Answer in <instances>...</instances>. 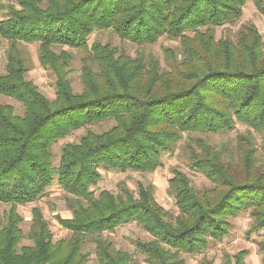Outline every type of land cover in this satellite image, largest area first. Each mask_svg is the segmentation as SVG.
Wrapping results in <instances>:
<instances>
[{
	"label": "trees",
	"instance_id": "trees-1",
	"mask_svg": "<svg viewBox=\"0 0 264 264\" xmlns=\"http://www.w3.org/2000/svg\"><path fill=\"white\" fill-rule=\"evenodd\" d=\"M247 0H17L5 5L0 41H7L0 94L21 102L24 113L0 101V264H135L105 234L136 222L151 236L136 246L147 264H186L230 235L232 218L249 212L248 234L264 230V38L254 23L234 37L216 29L235 24ZM264 16V0H255ZM110 29L139 46L162 37L176 41L153 53L131 56L94 41ZM22 42L38 43L39 62L55 77L49 98L27 78ZM83 50L82 90L69 74L73 53ZM60 48V49H59ZM112 123L97 131L93 125ZM240 132L234 147L215 145L199 133ZM85 129L78 141L53 145ZM262 134L260 148L255 135ZM186 136L190 167L211 186L196 187L173 168L168 193L178 213L159 204L155 187L125 182L118 191L96 192L100 169L153 172L162 155ZM260 149L263 153L260 154ZM57 181L66 192L71 217L57 216L71 235L54 240L39 206L32 208L26 234L19 205L36 202ZM24 238L31 243L24 244ZM92 245L91 249L87 246ZM264 264V240L258 242ZM246 250L224 264H246ZM204 264H212L206 261Z\"/></svg>",
	"mask_w": 264,
	"mask_h": 264
},
{
	"label": "rangeland",
	"instance_id": "rangeland-1",
	"mask_svg": "<svg viewBox=\"0 0 264 264\" xmlns=\"http://www.w3.org/2000/svg\"><path fill=\"white\" fill-rule=\"evenodd\" d=\"M17 0H0V19L4 15L5 5L8 3H16ZM248 23H254L264 38V16L258 10L255 0H247L243 8V15L235 24H227L225 26L217 27V38L231 36L234 37L237 31ZM94 41H101L103 43H110L117 47L120 51L125 52L131 56H137L140 52L148 56L150 53L155 54L163 61V49L166 46H176V41H171L162 37L156 44L139 46L128 40L122 39L117 33L110 29L96 30L89 37V43ZM29 70L27 78L35 82L41 92L49 98L55 97V82L56 77L54 73L43 67L39 62V44L22 42L20 45ZM73 53V60L70 65V80L75 92L82 90L81 83V67L83 64L82 58L85 56L83 50L65 46ZM7 41H0V73L5 72V65L7 62ZM60 49V48H59ZM0 101L2 103L11 104L14 106L16 113L23 114L24 107L21 102L16 99L1 95ZM110 122H103L101 124L93 125L92 128L97 131H102L111 126ZM248 127L243 124H237L236 129L229 132L220 133H199V135L207 139L210 143L215 145H227L229 148L234 147L237 141V136L240 132L246 131ZM85 129H79L73 132L66 138L58 140L53 145L54 164L58 165L61 147L63 144L71 141H78L80 136L85 133ZM257 140L261 142L262 134L256 133ZM186 136L179 141L178 145L173 151L165 152L162 155L163 164L153 172H139V171H116L100 169L102 172V180L96 188V192L103 189L118 191V184L125 182L131 190L137 192L139 182L146 185H153L155 187V198L159 204L170 210L172 213L177 214L178 209L175 204L174 197L168 193L169 179L173 176V168H178L190 177L192 183L198 187L211 186L209 179L202 173L193 170L189 165V160L186 157ZM260 154L263 150L260 149ZM67 194L60 187L59 183L55 180L54 183L47 189L45 195L34 203L19 205L18 211L23 215L24 221L22 228L27 234L31 225L32 208L39 206L45 218L49 222L50 229L53 232L54 240L69 237L70 231L65 229L58 221L57 216L71 217L72 211L67 206ZM10 208L9 204L0 202V213H4ZM233 228L229 236L222 241L210 242L208 248L201 254L185 255L186 264H204L206 261H211L212 264H224L225 258H233L234 255L246 250L248 254L245 257L246 264H263L262 252L258 248V242L264 240V230L248 234L252 223V217L249 212H242L238 216L232 218ZM108 238L113 242L116 248L128 251L134 260L135 264H147L146 256L136 246L138 239L148 240L151 238L149 233L145 231L136 222L127 223L117 227L113 232L105 233ZM24 244L31 243L28 238H24ZM88 249L92 245L87 246ZM91 263L94 264V255L91 256Z\"/></svg>",
	"mask_w": 264,
	"mask_h": 264
}]
</instances>
